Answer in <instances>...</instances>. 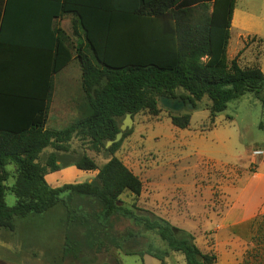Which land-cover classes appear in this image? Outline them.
<instances>
[{
	"label": "trees",
	"instance_id": "trees-1",
	"mask_svg": "<svg viewBox=\"0 0 264 264\" xmlns=\"http://www.w3.org/2000/svg\"><path fill=\"white\" fill-rule=\"evenodd\" d=\"M120 1V6L107 9L110 14L112 9L118 10L121 20L104 24L107 30L99 35L89 28L81 12L62 8V13L79 15L92 51L77 55L84 100L81 116L67 127L49 130L46 123L53 94L52 75L71 61V54L67 52L61 59L57 51L41 99L32 94L33 73L17 72L16 64L12 63L8 93L0 88V229L13 232L17 218L52 210L66 201L61 194L68 192L69 197L78 195L98 201L104 218L121 214L141 224L146 231H156L171 252L184 256L186 264H211L214 257L199 249L189 231L150 211L123 206L120 196L125 191L140 195L143 183L115 155L123 141L109 147L107 144L115 141L128 114L134 117L144 110L157 111L159 98L180 100L195 107L207 96L211 101V117H215L227 109L229 102L246 93L258 94L264 88V72L258 66L242 68L237 58L227 59L236 0ZM1 4L0 55L5 51ZM210 5L209 16L203 15L198 22L190 20L193 7L208 10ZM145 8L151 9L145 13ZM145 15L150 18L146 31L144 22L133 23V16ZM1 69L0 60V72ZM6 96L9 99H1ZM262 103L264 106V100ZM190 121L189 114L172 118L180 129L187 128ZM129 133L125 131L123 138ZM74 138L87 141L96 151H106L111 158L101 168L87 155L66 162L63 153L68 152ZM49 147L53 151L42 161V153ZM11 165L13 170L9 169ZM70 165L99 172L91 181L51 187L46 175ZM11 177L14 183L8 186ZM8 191L16 197L13 206L6 202ZM85 217L83 212L67 205L69 222ZM168 254L158 251L154 256L162 260Z\"/></svg>",
	"mask_w": 264,
	"mask_h": 264
},
{
	"label": "rangeland",
	"instance_id": "rangeland-1",
	"mask_svg": "<svg viewBox=\"0 0 264 264\" xmlns=\"http://www.w3.org/2000/svg\"><path fill=\"white\" fill-rule=\"evenodd\" d=\"M211 10V5L193 8L190 20L201 21ZM230 35L228 61L237 58L242 68L258 66L264 72V0H236ZM162 99L157 111L132 117L129 135L120 140L115 155L143 183L140 195L120 196L123 206L150 211L189 231L199 249L214 257L211 264H264V88L229 102L215 117L207 96L180 110ZM186 114L191 116L187 128L172 123L174 116ZM74 120L62 118L49 127L62 129ZM63 155L68 163L87 155L98 168L111 158L78 138ZM98 172L49 185L86 182ZM13 183L11 177L6 184ZM61 197L66 201L44 214L17 218L13 232L0 229V264H186L156 231L121 214L104 218L93 198L68 192ZM6 202L15 205V195L8 191ZM67 205L86 217L69 222ZM158 251L169 254L160 260L154 256Z\"/></svg>",
	"mask_w": 264,
	"mask_h": 264
},
{
	"label": "crops",
	"instance_id": "crops-1",
	"mask_svg": "<svg viewBox=\"0 0 264 264\" xmlns=\"http://www.w3.org/2000/svg\"><path fill=\"white\" fill-rule=\"evenodd\" d=\"M0 4L5 17L3 32L5 51L0 55L1 91L8 93L13 69L12 63H15L17 72L33 73L32 86L34 90L32 94L41 99L47 90L49 74L57 51H60L61 59L67 55V52L72 56L71 61L65 67L52 75L53 94L49 105L46 129L60 130L51 129L49 124L55 125L59 119L66 117L76 120L81 116L80 106L84 100V93L82 71L77 55L78 53L91 54L92 52L79 15L72 12L62 13V8L68 7L81 12L89 24V28L99 35V33H104L107 30L104 24H116L118 20H121L118 10L112 9L110 14L107 9L112 6H120L121 1L0 0ZM149 9H146L145 13ZM133 17L135 18L133 20L135 25L139 21L144 22V30L146 31V22L150 18L147 15ZM134 32L137 30L134 29ZM69 83L75 87L74 91L70 90ZM1 99H9V97L6 96ZM24 101V103H28L29 100ZM7 109L9 110V108ZM52 151L50 147L44 149L42 157ZM88 172L90 171H82L72 165L53 173L49 172L45 178L48 183L70 178L78 180L89 175Z\"/></svg>",
	"mask_w": 264,
	"mask_h": 264
},
{
	"label": "water",
	"instance_id": "water-1",
	"mask_svg": "<svg viewBox=\"0 0 264 264\" xmlns=\"http://www.w3.org/2000/svg\"><path fill=\"white\" fill-rule=\"evenodd\" d=\"M162 102L165 106L173 109V110H180V108H182L184 106V102L183 101H178V100H175V101H172L171 99L169 98H165V99H162ZM189 108H193L192 106H188ZM132 126V115L131 114H128L125 119L123 120V124L121 126V132H119L116 136V139L115 141H110L108 142L107 144V147L111 146L113 143L115 142H119L121 140V138L123 137V133L127 130V129H130Z\"/></svg>",
	"mask_w": 264,
	"mask_h": 264
}]
</instances>
